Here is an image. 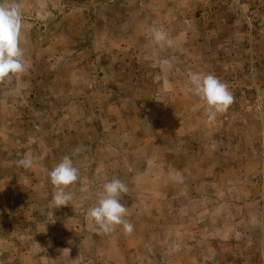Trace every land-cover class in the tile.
Listing matches in <instances>:
<instances>
[{"label": "rangeland", "instance_id": "obj_1", "mask_svg": "<svg viewBox=\"0 0 264 264\" xmlns=\"http://www.w3.org/2000/svg\"><path fill=\"white\" fill-rule=\"evenodd\" d=\"M16 3L26 71L0 82V264H264V0ZM193 73L233 95L212 121ZM64 156L79 178L52 208ZM112 179L131 233L87 214Z\"/></svg>", "mask_w": 264, "mask_h": 264}, {"label": "clouds", "instance_id": "obj_2", "mask_svg": "<svg viewBox=\"0 0 264 264\" xmlns=\"http://www.w3.org/2000/svg\"><path fill=\"white\" fill-rule=\"evenodd\" d=\"M22 11L16 0L4 4L0 3V82L5 81L9 76L26 71L23 59V50L20 47L19 36L22 27ZM152 38L160 47L171 46L172 41L168 39L162 28L153 26L151 29ZM189 82L194 94L200 96L207 104V119L212 121L217 113H222L233 102V95L228 86L212 74L193 73ZM18 166L24 169L34 167V158L31 154L17 161ZM182 181L183 177L177 174ZM50 182L54 186L52 196V208H59L71 204L72 194L65 191L79 178V169L74 165L69 156H64L49 172ZM99 192L97 204L88 210V216L92 218L97 231L109 233L116 225H122L125 233H131L133 225L125 217L128 210L120 202L121 193H127L128 187L120 179H112L102 186ZM55 223V220L52 221Z\"/></svg>", "mask_w": 264, "mask_h": 264}]
</instances>
